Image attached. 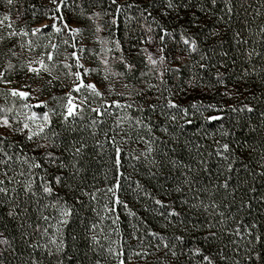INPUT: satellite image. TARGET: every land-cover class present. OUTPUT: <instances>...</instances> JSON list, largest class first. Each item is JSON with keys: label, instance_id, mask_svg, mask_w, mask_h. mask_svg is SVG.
<instances>
[{"label": "trees", "instance_id": "trees-1", "mask_svg": "<svg viewBox=\"0 0 264 264\" xmlns=\"http://www.w3.org/2000/svg\"><path fill=\"white\" fill-rule=\"evenodd\" d=\"M66 2L70 6L65 7L61 14L66 17L68 23L91 25L93 20L88 17L93 11L100 12L102 16H107L105 13L115 15L117 24L112 26L111 33L114 40L121 42L123 50L127 51L138 43L139 37L144 34L143 28L149 30L148 26H151L156 32L153 17L168 27L170 31L176 32L175 39L168 37L165 41V47H173L168 52L174 54L177 48H183V45L179 43V26L175 14L167 17L160 15L159 9L165 0H118L121 4L135 5L120 13L115 12L110 0H66ZM153 3L155 7L151 6ZM231 4L233 10L229 17L224 0H217L214 6L210 0H190L189 14H184V18L179 23L185 24L189 32L196 35L199 42L198 51L186 60L180 77L172 73L165 74L161 79H154L151 76L148 81L144 82V91H141L139 95L135 94L137 96L135 101H121L122 104H132V108L126 106L115 108L106 105L103 106V116L98 117L96 113L91 112L89 107H85L83 113L74 119L70 118L67 125L62 123V117L59 115L53 118L47 134L50 136L52 131H56L62 140L60 149H54V151H57V154L63 153L62 158L66 163L72 160L77 161L80 169L79 175L74 179L71 175L73 173L71 166L63 170L66 177L64 187L55 186V182H52L62 199L66 200L72 209L69 223L63 226V239L65 240L63 258L67 264H94L96 259H100L101 264H116V259L108 257L105 252L113 240L118 242L114 247H123L126 261L130 250L139 251L141 245H159V250L149 247L148 250L152 255L148 256L147 264H197V261L188 254L189 250L194 247H200L204 254L213 256L215 264H236V261L246 264L243 251L245 241L235 236H226L221 231L224 226L219 224L220 217L214 215L211 208L205 211L200 200L195 197H200L204 203L215 200L221 204L220 211L236 219L243 218L245 224L255 222L258 228L253 231V235L258 232L264 237V199H262L264 197V175L259 174L264 172V168L260 167L264 163V147L261 146L264 144V116L261 115L264 113V38L259 33V28L264 26V0H231ZM197 5L202 7H197ZM51 7L49 0H17L9 9L3 0H0V18L4 12H10V15L15 18L19 10L23 23H26L29 28L48 21L49 18L44 15V12ZM256 9L261 13L259 16L256 15ZM33 12L36 13L35 17ZM149 12L151 16L148 15ZM192 13L203 25L202 28L191 27L188 24ZM217 29H219V34L211 37L210 32ZM237 32L240 33L239 37L235 36ZM0 35L4 34L0 32ZM15 42L14 38H5L0 41V66L9 63L6 61L8 58H14L8 49L16 44ZM202 55L206 57L203 61L201 60ZM208 57L211 59H207ZM221 61L226 65L221 68L224 74L222 78L225 79L227 87L235 88L239 95H224L225 86L218 83L215 68L211 67V65L219 66ZM136 63L139 65L138 69L142 67L137 58ZM172 63L179 62L172 61ZM199 63L209 64V67L200 70ZM17 69L15 67L7 69L6 75H9L7 77L13 81L20 79L21 76L16 78L12 76L16 72L24 73ZM245 69H248V72L241 80L240 77ZM133 71L141 78V72L136 69ZM53 75L61 77L60 72ZM193 77H196L195 84L188 85V80ZM64 83V79L61 78L54 80L51 86L54 91L63 92L66 87ZM153 84L156 85L155 88L150 87ZM165 88L177 93L172 98L188 108L189 114L186 118L193 123L184 124V121L179 119L174 123L162 114H176L175 110H170L166 106L165 98L168 97V92ZM185 88L190 90L182 91ZM92 98L94 100H87V105L101 106L99 97L92 96ZM194 100L204 105H217L215 109L204 111V116L219 115L221 119L206 121L198 113L193 115L190 105ZM50 102H47L48 105L51 104ZM149 104L156 105L155 111L148 108ZM244 104L251 105L254 111L249 113L247 110H241ZM137 105H142L144 111H139ZM228 105L235 107L236 112H232L227 107ZM38 110L40 113L43 111ZM125 116L130 117L132 122L141 118L144 123L152 124L151 133L141 128L139 134L149 140L155 137L154 153L149 159L154 157L157 163L149 164L143 157L139 161L129 158V153L133 149L139 150L144 147L143 144L138 145L135 142L137 135L135 129L131 133L132 143L125 144L117 138V142L123 147L121 172L127 178L121 179V188L118 191L122 203L116 205L114 213L104 212L103 205L111 203L104 199V191L97 193L98 198L93 201L83 195L80 189L91 193L96 189L103 190L106 184L111 185L115 182L113 179L116 174L113 163L114 146L106 140L105 133L107 137H112L115 125L119 123L117 117ZM94 120L98 123L94 124ZM128 124L129 121L125 120L115 130L127 132ZM93 132L97 135L93 136ZM221 132L229 134L222 136ZM12 139L22 141L23 137L17 135ZM97 140L101 142L100 146L96 145ZM80 141L87 145L80 156H73L70 152L64 151V148L72 143L78 146ZM216 141L229 144V151L226 154L230 157L235 156V161L230 159L227 162L234 164L231 170L227 169L226 162L222 158L214 154L210 156L217 150ZM245 144L248 147H244ZM198 145L202 147H197ZM202 159L208 161L207 171L204 170L205 166L199 163ZM245 165L247 167H244ZM20 167L23 165L16 166V168ZM57 171L60 170L50 168L48 176L51 177ZM182 174L194 177L192 185L182 183ZM33 179L37 184L40 183L38 176ZM225 180L229 181L227 189L219 187ZM137 183L140 189H137ZM177 185L181 186L180 192L175 191ZM8 187L10 189L17 187V193L11 198L0 194V200L4 201L0 203V234L6 237L10 244L7 249L5 246H0V260H3L4 264H25L31 254L41 264H55L56 258H49L41 248H28L21 238V233L26 231L29 235V242L35 240L44 244L47 241L48 236L41 238V234L34 231L37 223L41 224L42 229L48 227V224L39 219L41 206L35 204L36 198L26 196L22 192V186L8 185ZM249 189H255V191H249ZM208 192L213 195L209 196ZM226 195L227 199H225ZM152 197L165 201L168 207L175 208L179 216L169 218L171 219L169 222V219H166L167 212L156 205ZM77 198L79 203L76 202ZM244 200L250 201V208L241 207V202ZM16 203L20 205L17 211L23 212L24 215L9 217L8 209ZM41 203H46V201H41ZM223 203L230 204L231 211L224 209ZM125 204L127 207L124 206ZM193 204L197 206L192 207ZM93 208L97 211L93 212ZM43 214L56 215L50 207L43 210ZM100 217H104L103 221ZM117 217V223L113 224V219ZM51 223H54V220ZM92 223L98 225L92 230L99 236V244L92 246L97 249L96 251L90 248L92 232L89 229ZM193 224L199 225V228H193ZM228 226L234 227V224L229 222ZM110 228L119 229V232L109 233ZM149 229L163 236L170 248L173 243L176 245L177 258H173L168 249L163 247L159 237L153 239L148 235ZM52 231L54 229L49 228V235ZM208 231H215L217 238L206 240ZM133 233L142 239H133ZM175 236H182L183 240L175 241ZM233 239L239 240L241 251L237 253L232 251L234 247H237L230 243ZM13 250L16 252L15 256L12 255ZM53 251H55L54 247ZM182 252L183 255H181ZM221 253L227 256L226 260H220ZM131 264H145V262L135 258Z\"/></svg>", "mask_w": 264, "mask_h": 264}, {"label": "snow or ice", "instance_id": "snow-or-ice-1", "mask_svg": "<svg viewBox=\"0 0 264 264\" xmlns=\"http://www.w3.org/2000/svg\"><path fill=\"white\" fill-rule=\"evenodd\" d=\"M17 0H3V3L8 6L9 9H11L12 5L16 3ZM211 4L214 6L217 3V0H210ZM49 4L52 5L51 8H48L45 10L44 15L47 16L52 22L51 24H42L38 27H33L31 29V33H29L26 26H21L19 31H16L13 28V25L19 21L22 20V14L19 10L16 12L15 18H13L10 15V12H4L2 18H0V28H6V36L0 35V41L4 40L5 38L11 39L13 37H30L36 36L38 34H43L44 29H51L52 33H62L64 29H67L68 32L72 33L73 35L80 33L81 29L77 27H71L67 23V19L64 15L61 13L63 12V9L65 7H69L70 5L66 2V0H49ZM110 4L114 6L115 12L120 13L126 8H132L135 5L132 4H121L118 2V0H110ZM224 5L227 11V14L229 17L232 14V4L231 0H224ZM152 7H155V3L151 5ZM190 7V0H165V2L160 7V15L167 17L170 14H175L176 22L179 26V43L183 45V48H177L176 55L169 57L164 54L165 48L164 44L168 37H172L175 39L176 32L170 31L168 27H165L162 23H160L158 20H156L153 17V23L156 25V32L157 35L154 37L153 35H147L146 38H142L140 43H148L151 44L155 51H149L148 49H142V51L146 52V60L147 62L152 66L150 71H153V74L156 76L157 79H161L164 74L172 73L177 77H180L182 67L184 66L186 60L191 57L192 54L196 53L198 51V39L196 35H193L189 32L188 27L185 24H180L179 22L184 18V14H189L188 9ZM197 7H202L201 5H197ZM256 15L259 16L261 13L258 9L255 10ZM50 14V15H49ZM83 14V12L81 13ZM36 13L33 12V16L35 17ZM109 17V19L106 21L108 24V30L111 34L112 26L117 24V17L113 15L112 13H105ZM149 16H151V12L148 13ZM191 19L188 21V24L191 27H203V25L200 24L199 20L195 17L194 13L190 14ZM101 13L93 11L88 19L93 20L95 23V29L96 32L99 33L101 31V24L97 22V20L100 18ZM5 21H9L7 25L4 24ZM149 32H152L153 29L151 26H148ZM259 33L261 34V37L264 38V26H261L259 28ZM219 34V29L215 31L210 32L211 37H216ZM236 37L240 36V33H235ZM207 39V37H205ZM96 40L100 41L103 45H107L109 43H112L115 45V48L119 50L121 48V42L119 40L109 41L106 38H102L100 36H96ZM63 43L67 44L68 41L65 40ZM243 43H247V41H243ZM17 44H19L21 49H25L28 52H33L37 45L34 44V42L29 38L25 42L17 41ZM16 47V44H13L11 48L8 49V52L11 54L12 57H17L20 54L14 51L13 49ZM47 47V45L45 46ZM73 48H78L80 52H92L93 49L87 48L85 45H78L76 43L72 44ZM52 51L47 52H41L39 56L36 59L33 60H22L21 61V69L24 68L27 69L28 73H32L35 77L39 79H43L41 76V73H47L48 76L51 77L50 80H44V83L42 85H38L36 88L32 89L31 91H28L26 89L31 88V85L29 84H21L19 88L17 87H11L14 83L13 80L9 79L6 75L5 71H0V85L8 86L6 87V95L11 96L13 98H20L22 102L21 108L24 109V112H17V115L15 116H8V115H0V194H3L4 196H7L9 198L13 197L14 194L17 193V187H12L11 189L8 187V185H16V186H22V192L31 198H36L35 204H39L41 206V214L39 219L45 222V224H48V227L41 228V224L37 223L35 226L34 231L41 234V238L44 236H48L47 241L44 244H40L39 242L33 240L29 242V235L28 233L22 232L21 238L23 239L24 243L28 248H41L43 252L47 253V256L49 258H56L55 264H67V262L64 260V252H65V240L63 239V226L69 223V218L72 215V209L68 206V203L66 200H63L62 197L59 194V191L57 190V187H64V181L66 179L65 172L63 170H66L69 166L73 169L72 178L74 179L77 175H79V167L78 163L75 160L65 162V160L62 158L63 153L57 154V151H54V149L58 150L61 147L62 140L60 137V134L56 131H52L51 135L49 136L47 134V130L50 129V126L53 123V118L59 115L62 117V123L64 125L68 124V121L70 118H75L77 116H80L85 107H89L91 112L96 113V115L103 116V106L111 105L115 108H123L128 107L132 108V104H122L119 99L114 100H106L103 99L105 92L101 89L97 88L95 83L92 82H85L81 78V71L79 69H83L84 74H89L92 71H95L94 69L90 68H84L83 64L80 61V58L77 56V52L73 51L70 53L71 57L76 58V68L78 70L76 71H69L67 75L74 77L73 82L71 84V87L69 88V91L65 92L63 96L56 97L51 96L50 99L53 101H56L57 105L60 107L61 111L57 113L56 107H48L47 101L39 100L38 97L36 98V105H32L29 102V99L32 98V92H42L44 90L45 85H51L54 80L61 79L60 76H54L53 71L57 67V63L54 60V56L56 53V50L58 49V45L56 43L51 44ZM108 51H111V49H108ZM247 52V49H245ZM183 52V55L181 54ZM227 55V53H225ZM248 55L250 56L251 53L249 52ZM46 57V59H45ZM113 59L118 60L121 62L126 70V72H131L134 70L135 65L126 60L123 55L114 57ZM205 56H201V60H205ZM207 59H211L208 57ZM66 60L63 63V67L67 69H71V65L68 64ZM172 61H178L179 63H172ZM102 63L105 65L103 71H104V80L109 81L110 77L117 78L114 81H111L107 83L106 91L108 95L115 94L118 97L122 96H132L135 92L136 95H139L142 90H135V86L131 85L130 82H125L120 85L121 90H116V84L119 83L120 77H126V72H116L109 66V58L105 57L102 58ZM209 67V64L205 63H199L198 68L200 70H205ZM211 67L215 68V76L217 78V81L220 85L225 86L224 95L227 96H233V95H239V92L235 88H228L225 82V79H223V73L221 71L222 67H226V65L223 63V61L220 62V65H211ZM14 66L11 63L5 64V69H13ZM248 69H245L244 74L240 77L241 80H243L244 76L247 74ZM14 74V73H13ZM147 75V73L141 72V76ZM196 77H193L192 79L188 80V85H194L195 84ZM161 82H163L161 80ZM67 87V85H65ZM150 87L155 88L156 85H150ZM81 89H86L90 92L91 95L94 97L101 98V106L97 107H91L90 105H87V96H84L82 99H79V102L77 103V97L74 96L73 93H79ZM190 89H183L182 91H188ZM165 91L168 92V97H166V106L170 110H175V115H168V113H162L163 115L167 116V118L172 121L176 122L178 119L183 120L184 124H191L193 121L188 120L186 117L189 114L188 108L182 106L177 100L173 99L172 97L174 95H177V93H174L170 91L168 88H165ZM40 106H43L46 108V111H43L42 113H38L37 111H32L33 107L39 108ZM137 109L141 112L144 111V107L142 105H137ZM227 107L230 108L232 112H236V108L228 105ZM148 108L155 111L156 105L155 104H149ZM190 108L193 110V115H196L197 113L200 116H203L206 121H212V120H219L221 119V116H204V111L208 109H215L217 108V105L215 104H200L197 103L195 100L191 103ZM241 110H247L249 113L254 111L253 107L248 104L242 105ZM7 111L9 113L12 112V108L3 109L0 108V112ZM220 111H223V108L221 107ZM111 114V113H109ZM264 116V113L261 114ZM22 118V119H21ZM117 120L119 123H117L113 129V136L107 137V133H105L106 140L110 142L114 146V153H115V159L113 161L115 166V176L113 177L114 183L111 185H105V189H96L95 191L89 193L84 191L83 189H80V191L83 193V195L88 196L90 200H97V193L104 191V199L106 201H111V203H105L103 205V211L104 212H115L116 211V205L122 203L120 201L118 191L121 188V179L127 178L124 177V174L121 172V160L123 157V147L121 143L117 142V138L119 141L127 144L132 143V130L135 129L137 132V135L135 137V142L139 144H143L144 147L142 149H133L131 153H129V158L132 160L139 161L142 157L149 163V164H156L157 161L155 158L149 159V157L152 156L154 153V144L153 141L155 137L152 138V140L146 139L144 135L139 134V130L141 128L146 129L148 133L152 132V124L151 123H144L143 119L137 118L134 122H132L130 117H117ZM125 120L129 121L128 124V131L125 132L123 130L116 131L115 129H118L120 127V124L123 123ZM93 123H98V121H93ZM33 125H35V130H33ZM180 127H183V125H180ZM252 131H256V129H252ZM229 133L227 132H221L222 136H227ZM21 135L23 137L22 141L14 140L12 137ZM93 136L97 135L96 132L92 133ZM101 142L99 140L96 141V145L100 146ZM217 144V150L210 154L215 155L217 157H220L223 159V161L226 162V167L228 170H231L234 167L233 163H227L230 159L235 161V156H229L226 153L229 151V144L223 143L221 144L219 141H216ZM264 147V144L261 145ZM87 147V145L80 141L78 143V146L76 143H72L69 147L64 148L65 152H70L73 156H80L82 154V151ZM202 147V146H197ZM244 147H248L247 144L244 145ZM27 149V151H26ZM222 149V151L220 150ZM255 149L253 148V151ZM138 151V154H136ZM199 163H202L205 167L204 170H208V161L207 160H201ZM17 165H23V167L16 168ZM244 167H247L246 165ZM261 168H264V163L260 165ZM57 169L60 171H57L51 175V177L48 176L49 169ZM15 169V170H14ZM38 173H42L39 174ZM249 175H252V173H248ZM260 175H264V172L259 173ZM183 175V174H182ZM40 181L39 184L36 183L34 177H37ZM194 180V177H190L188 175H183V184L192 185V182ZM55 182V186L52 182ZM229 186V181L225 180L223 183L219 185V187L227 189ZM137 189H140V185L137 183ZM181 186L177 185L175 188V191L180 192ZM191 190V188H190ZM249 191H255V189H249ZM55 192V195H53ZM209 196H212L213 194L211 192L207 193ZM154 200V203L158 206H160L162 209H164L167 212L166 219L169 218H175L179 216V213L175 210V208L168 207L165 203V201H162L160 199H156L155 197H152ZM195 199L200 200V203L203 205V208L205 211H207L209 208L213 210L214 215H218L220 217L219 224L223 225L224 227L221 229V231L224 232L226 236H235L237 238L243 239L245 241L244 244V261L246 264H264V237H262L261 234L257 232V234L253 235V231L258 228V225L255 222H252L250 224H245L243 222V218L236 219L234 216L227 215L226 212L220 211L221 204L217 203L215 200H212L210 203H204L200 197H195ZM225 199H227V195L225 196ZM234 199V197H233ZM264 199V197H262ZM41 201H46V203H41ZM77 203H79V199L76 200ZM0 203H4V201L0 200ZM35 206V205H34ZM127 207V205H124ZM197 205L193 204L192 207H196ZM20 205L18 203L12 204L11 207L8 209L7 215L9 217H17L24 215L23 212H18L17 209H19ZM51 208L54 213H56L55 216L45 215L43 214V210H47L48 208ZM222 207L228 211H231V205L228 203H223ZM242 208H250L251 203L248 200H244L241 202ZM25 211H27L25 209ZM93 212H96L97 209L93 208ZM104 217H100V220L103 221ZM54 220V223H51ZM118 220V217L116 219H113L112 223L116 224ZM169 222H171V219H169ZM229 222H232L234 224V227H229ZM96 223L91 224V228L89 229L90 232L92 230L97 228ZM193 228H199V225L193 224ZM31 227V225H29ZM49 228L54 229V231L51 232L49 235ZM109 233L112 231L119 232V229H109ZM148 235L152 237L153 239L159 237L160 243L163 244V247L168 249V251L171 253V256L173 258H177V252L175 251L176 245L173 243L171 248L169 247V243L165 241V238L163 236H160L159 233L153 232L151 229L148 230ZM107 239V237H105ZM133 239H142L141 237L137 236L135 233L132 235ZM217 238V233L215 231H208L205 239L206 240H215ZM91 245L90 248L92 251H96L97 249L95 247H92L94 245L99 244V236L96 235L94 232L90 235ZM175 241H182V236H175ZM118 242L113 240L110 242V246L105 249V252L107 253L108 257H114L116 259V264H131V261L135 258H138L140 261H144L145 264H147V258L148 256L152 255L151 252H149V247H155L157 250H159V245H141L139 251L130 250L127 254V261L124 258V250L123 247H114ZM231 244L237 245V247H234L232 251L234 253H237L241 251L239 247V240L233 239L230 240ZM0 245L5 246L7 249L10 247L9 241L6 237L0 236ZM53 247L55 251H53ZM189 255L193 257L197 261V264H215V258L211 255L204 254L202 249L200 247H194L189 250ZM12 255L15 256L16 252L15 250L12 251ZM183 255V252L181 253ZM202 257V258H201ZM70 259V258H69ZM227 259V256L220 254V260L224 261ZM0 264H4L3 260H0ZM25 264H41V262L33 255H29V259L25 261ZM94 264H101L100 259H96L94 261ZM236 264H240L239 261H236Z\"/></svg>", "mask_w": 264, "mask_h": 264}, {"label": "rangeland", "instance_id": "rangeland-1", "mask_svg": "<svg viewBox=\"0 0 264 264\" xmlns=\"http://www.w3.org/2000/svg\"><path fill=\"white\" fill-rule=\"evenodd\" d=\"M107 18H108L107 16L101 15L100 18L97 20V22L100 23L102 26L101 31L99 33L96 32L94 22L91 25H87V24L77 25L74 22H72V23L67 22L69 24V26H71V27L80 28L81 32L73 35L72 33L68 32L67 29H64L62 33L57 34V33H52L51 29L48 28V29L42 30L43 34H38L36 36L30 35V37H13L14 39H16V42H15L16 47L14 48V51L19 53L20 55L17 57H14V58H8L6 61L11 63L15 68H18L17 70H20L24 73L16 72V73L12 74V76L14 78H16L17 76H21V78L15 79L14 83L10 86L19 88L21 84H29V85H31V88L26 89V90L31 91L32 89L36 88L38 85H42L44 83V80H50L51 77H49L47 75V73H41V76L43 77V79H39V78L35 77L32 73H28L26 68H24L22 70L21 69V61L22 60H33V59H36L41 52L52 51L53 49L51 48V44L56 43L58 45V49L56 50L54 60L57 63V67L53 71V74L56 72H60L61 78L64 79V82H65L64 84L67 85V87H64L63 92H56L53 90L51 85H45L44 90L42 92H32V98L29 99V102L32 105H34V106L36 105V102H37L36 98L37 97L39 100L50 102L51 96L61 97V96H63V94L65 92L69 91V88L71 87V84L73 82L74 77L67 75V73L69 71L78 70L76 68V63H75L76 58L70 56V53H72L73 51L77 52V56L80 58V61L83 64L84 68H90V69L95 70L89 74H84L83 69H79L81 71V78L85 82L95 83L97 88H99L105 92L103 99H106V100L119 99L120 101H127V102L128 101L129 102L135 101V97H137L135 95V92L130 97L127 95L122 96V97H118L115 94L108 95V93L106 91L107 83L114 81L117 78L110 77L109 81L104 80L103 69H104L105 65L102 63V58H105V57L109 58V66L114 71L126 72L123 64L121 62H119L118 60L113 59L114 57H118V56L123 55V57L126 60L132 62L135 65L134 70L136 69L138 72L147 73V75H144V76H141V74H140V76H141V78H140L139 76H136L134 71L126 72V77H120L119 78L120 82L116 84V90L117 91L121 90L120 85L122 83H125V82H130L131 85L135 86V90L144 91V89H145L144 82L148 81L149 77L152 76V78L155 79L156 76L153 74V71H150L152 66L147 62V60H146L147 53L142 51V49H148L149 51L154 52L155 48L151 44H148V43L141 44L140 41L142 38H146L147 35H153L155 37L157 34L154 30L152 32H149V30L143 28L142 30H143L144 34H142L140 36L141 38L139 37L138 43L136 45L131 46V49L129 48L127 51L123 50L122 48L117 50L115 48V45L112 43H109L107 45H103L100 41L96 40V36H100L102 38L108 39L109 41H114V39L112 37V33L110 34L109 30L107 29L108 28V24L106 23V21L108 20ZM49 20L41 22L35 26L29 27L30 29L28 28L26 23H23V21L21 20V21L15 23L13 25V28L16 31H19L21 26H26L29 33H31V29L33 27H38L42 24H51L52 21H49ZM8 22L9 21H5L4 24L7 25ZM0 32H2L6 36L7 29L6 28H0ZM29 38L34 42L35 45H37V47L35 48V50L33 52L26 51V47H27L26 45H25V49H21L19 44H17L18 40L23 43V42L27 41ZM65 40L68 41L67 44L63 43V41H65ZM73 43H76L78 45H85L87 48L93 49V51L92 52H88V51L80 52L78 50V48L72 47ZM46 45H47V47H45ZM164 48H165V52H164L165 55H167L169 57L176 55L175 52H174V54L172 52H168L169 50H172L173 47H165L164 46ZM108 49H111V51H108ZM181 54L183 55V52H181ZM125 55H126V57H125ZM66 57H67L66 62L71 65V69H67V68L63 67L62 62H64L66 60ZM136 58H137V61L142 64V67H140L139 69H138L139 65L136 63ZM45 59H46V57H45ZM120 67H122V69H120ZM6 70L7 69H5V64L0 66V71L6 72ZM7 76H9V75H7ZM6 87H8V86L0 85V108L7 109L10 107V108H12V112L9 113L7 111H4V112H0V115H8L11 117V116L17 115V112H24V109L21 108V104L23 101H21L20 98H18V97L13 98L11 96L6 95ZM73 94H74V96H76L78 98L77 103L79 102V99H82L84 96L88 97L87 100H94L92 98L93 95H91L90 92L86 89H81V91L79 93H73ZM99 99H100L99 102H101V98H99ZM53 102H54V104H53ZM53 102H50L51 104L48 105V107L55 106L56 111L60 112L61 109L57 105L56 101H53ZM38 109H42L43 111L47 110L43 106H40L39 108L33 107L32 111H37L38 113H40ZM0 130H3V129H0ZM33 130H35V125H33ZM0 236H2V235L0 234ZM0 246L3 247V245H0Z\"/></svg>", "mask_w": 264, "mask_h": 264}]
</instances>
